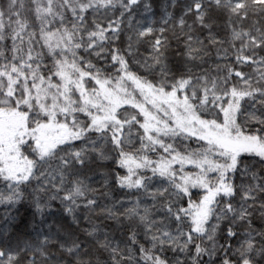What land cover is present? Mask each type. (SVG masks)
<instances>
[{"label":"snow or ice","instance_id":"6c2138e0","mask_svg":"<svg viewBox=\"0 0 264 264\" xmlns=\"http://www.w3.org/2000/svg\"><path fill=\"white\" fill-rule=\"evenodd\" d=\"M0 264H264V0H0Z\"/></svg>","mask_w":264,"mask_h":264}]
</instances>
